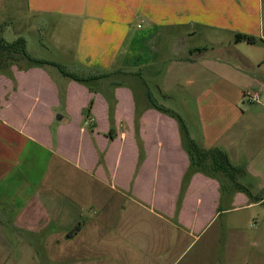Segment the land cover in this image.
I'll return each mask as SVG.
<instances>
[{
    "label": "crops",
    "instance_id": "crops-1",
    "mask_svg": "<svg viewBox=\"0 0 264 264\" xmlns=\"http://www.w3.org/2000/svg\"><path fill=\"white\" fill-rule=\"evenodd\" d=\"M27 5L77 22L74 48L64 63L54 62L81 74L115 73L91 87L67 80L62 101L56 85L62 78L47 68L13 65L11 77L0 74V260L2 240L43 234L42 240L55 242L50 255L57 262L65 253L71 264H141L147 257L149 264H174L168 251L175 226L190 240L209 232L211 244H219L227 236L221 217L264 205V34L258 2L27 0ZM237 34L257 42L236 41ZM130 68L139 75L126 72ZM149 79L161 97L180 93L185 106L191 97L190 136L206 148L219 147L242 168L239 181L256 199L236 189L224 197L227 188L198 171L183 183L188 157L179 127L151 106ZM52 155V162L73 163L110 190L117 188L131 204L117 202L113 222L105 206H92L87 221L77 222L75 215L62 227L56 217L70 193L47 184ZM147 210L151 218L141 216ZM255 218L246 236L233 214L230 251L205 261L264 264V215Z\"/></svg>",
    "mask_w": 264,
    "mask_h": 264
},
{
    "label": "rangeland",
    "instance_id": "rangeland-1",
    "mask_svg": "<svg viewBox=\"0 0 264 264\" xmlns=\"http://www.w3.org/2000/svg\"><path fill=\"white\" fill-rule=\"evenodd\" d=\"M255 2H258L256 11L259 13L264 34V0H255ZM76 23L77 22L73 20V18L67 15L43 14L36 10H32L28 7L27 0H0V25L3 24V37L7 41H13L19 36L23 37L25 39L27 53L35 58L53 61L58 60L64 63L63 57L66 55L67 51L71 53L70 50L75 46ZM22 64L25 65L26 63L23 62ZM65 68L70 70L67 67ZM46 70L54 76H61L53 67L49 66ZM147 82H149L148 88L154 93L153 97L158 100V103L180 113L181 115H179L187 127L188 119H192L189 118L192 115L189 113L188 108L192 105L194 106V103L190 101L191 97H188L189 101H187V106H185L183 104L185 99L183 98L181 101L180 93L175 92L176 94L173 96L170 94L168 98L164 96L161 97L155 88H150V85L154 87L152 79H149ZM88 85L91 87L94 85V82L90 81ZM183 110H187L188 113H184ZM188 135L192 138L189 131ZM52 159L53 155L51 156L50 163L48 162L45 168V173H47V184L55 189H60L62 193H70L69 196L63 197V201L61 200V217H56L57 221L60 220L62 227L66 228L70 223L69 218L75 219V215L77 222L87 221L91 216V209L94 210L92 206L95 208L96 206H105L106 208L103 210L112 216L110 222H113L116 215L113 214V208L118 207L117 202L123 201V205L131 204L127 197L121 198L119 195L120 191H118L117 188H115V190H110L109 184L98 183L95 181V177L83 173L81 169L73 163H66L61 160L59 164L56 160L52 162ZM48 175H51L49 180ZM240 183L242 184V182ZM222 191L221 195L223 194L222 196L226 197L225 195L230 193L229 191H232V188H227L225 191ZM92 194L93 202L91 201ZM125 195L128 196L129 194L126 193ZM70 205H72V207H69ZM103 210L98 212L97 215L101 217L105 213ZM69 211H71V213L66 214L68 216L64 217V214ZM146 212H148V210L142 211L141 216L148 214ZM233 214L239 215L240 224L244 225L240 230L247 236L250 232L251 225H254L256 222V215H264V205L255 206L250 209H241L235 213H229L221 217L219 224H223V236L225 234L227 236L224 237L225 240H220L219 244L218 241L216 244H211L212 240H208L211 235L209 232L204 235L201 234L200 240H190L188 239L190 237L181 234V227L175 226L173 249L172 251H168V256H173L172 259L175 261L174 264H210L206 261L209 260L210 262L213 255L224 257L226 251H230L229 240L232 236L229 235L232 229H228L230 225L229 220ZM262 222L263 221H261V223ZM219 224L217 223L218 226ZM42 236L43 234L30 235L29 240H2V252H4V256L0 260V264H71L69 263L68 255L65 253H62V257L65 258L63 262L55 261L52 255H50V252L53 254L56 249L55 242L48 244L47 241L49 240H42ZM183 240L187 241L183 242ZM245 240H248V238ZM62 246H64V243H62ZM201 256H205L204 261L200 260ZM147 259L149 260V257H147ZM142 260L143 261L140 262L141 264H149L148 260L143 258Z\"/></svg>",
    "mask_w": 264,
    "mask_h": 264
},
{
    "label": "trees",
    "instance_id": "trees-1",
    "mask_svg": "<svg viewBox=\"0 0 264 264\" xmlns=\"http://www.w3.org/2000/svg\"><path fill=\"white\" fill-rule=\"evenodd\" d=\"M2 31L3 24L0 25V74L11 77V67L13 65L21 67L23 62L29 66H38L45 69L49 66L53 67L59 72V74H61L62 78V81L56 80L58 95L61 101L65 95V82L67 80H74L90 87L88 82L115 73L114 70H111L98 74H81L68 70L57 62L35 58L27 53L25 39L23 37L19 36L13 41H7L3 37ZM240 39H244L249 44H255L257 42V38L251 35L237 34L235 40L239 41ZM126 72L139 75V71L131 68L127 69ZM147 98L154 109L174 118L178 124L182 147L188 157V166L184 174L183 183H186L192 173L198 171L216 178L219 181L221 189H236L247 194L250 199H256L250 194L248 187L241 184L239 181V175L243 172L242 168L232 164L229 161L227 154L222 149L219 147L206 148L197 143L189 137L186 124L176 111L159 104L150 92H147ZM91 105L92 102L90 101L87 107L83 110V117L85 119H87L90 114ZM78 229L79 226L77 225L67 235L70 236Z\"/></svg>",
    "mask_w": 264,
    "mask_h": 264
},
{
    "label": "built area",
    "instance_id": "built-area-1",
    "mask_svg": "<svg viewBox=\"0 0 264 264\" xmlns=\"http://www.w3.org/2000/svg\"><path fill=\"white\" fill-rule=\"evenodd\" d=\"M254 99V97L252 98V100Z\"/></svg>",
    "mask_w": 264,
    "mask_h": 264
}]
</instances>
